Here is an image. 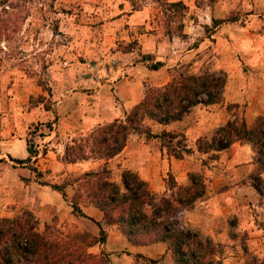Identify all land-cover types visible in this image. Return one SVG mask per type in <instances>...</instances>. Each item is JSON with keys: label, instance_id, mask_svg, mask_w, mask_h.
<instances>
[{"label": "rangeland", "instance_id": "obj_1", "mask_svg": "<svg viewBox=\"0 0 264 264\" xmlns=\"http://www.w3.org/2000/svg\"><path fill=\"white\" fill-rule=\"evenodd\" d=\"M162 1L126 0L127 10L145 8L148 12L147 32L152 33L154 40L158 41L157 45L156 41L154 42L152 53L141 52V45L135 39L126 41L121 38L116 39L113 44H102L105 35L102 27L118 12L117 7L111 5L115 0H35L29 4L28 16L20 29L13 33L12 39L1 43L3 52L0 55V141L10 139V135L15 137L20 135L24 137L29 152L28 158L20 163L21 161L11 159L7 155L4 143L0 142V218L18 217L23 212L30 211L37 219V228L40 230L45 222L41 221L36 210H39L38 198L44 185L61 195L63 192L62 197L67 204L73 199L76 186L73 179L76 175L65 170H54L47 165L49 163L47 151L51 147L48 143L50 137L54 135L55 127L57 96L53 83L64 79L61 73L67 68L75 65L74 68L83 70L80 79L89 80L93 86H98L100 79L112 76L115 80L122 74L123 71L117 69L122 62L121 59L116 57L104 60L111 53L118 56L120 53L132 52L128 55L129 58L127 57L128 62L148 61V64L153 62L151 59L170 57L166 68L168 79L170 75L178 72L196 75L202 71H216L215 60L212 59L216 54L214 34L215 26L222 23L236 26L233 29L234 38L228 37V33L224 36L226 42H233L232 45L229 42L230 47L237 49L246 42L249 50L260 51L255 58L258 60L256 62L248 60L241 53L234 55L236 78L254 81L253 76L256 72L251 67L252 63L260 65L264 58V0H180L186 6V10L180 13L181 16L166 10L161 4ZM39 3L52 4L53 7L46 6V11L37 10L36 6H39ZM179 20L183 25L181 34L176 33L174 29ZM168 29L170 34L166 33ZM143 30V25L138 27V31ZM187 34L193 36V39L188 41ZM117 36L125 34L117 33ZM234 39L238 40L237 43ZM186 48L192 50L178 60ZM224 48H227L225 41ZM245 75L249 77L245 78ZM227 79L225 73L221 105L224 106L228 118L225 116L222 125L214 127L208 137H203L207 141L213 136H218L221 133L219 128L228 121L240 122L242 119L245 127H249L253 122L249 124L245 122L244 104L225 101ZM234 82L238 83L236 80ZM147 86L150 85L143 84L142 91ZM256 95L257 93H254V96ZM14 118L17 119L15 125ZM82 138L83 136L72 138L64 142V145ZM158 141L159 145L163 146V142L160 139ZM185 142L188 144L186 138ZM232 143L246 142L234 140ZM230 145L215 159L211 158L212 153L203 154L199 160L200 170L188 171L196 172L198 175L202 195L182 207L180 215L174 221L177 224L175 227L192 230L201 240H209L213 244L214 264H242L248 260L264 264V174H261L259 179L254 178L252 183L250 175L257 167L253 152L252 170L248 174L234 178L228 173L230 169L220 155L223 154L224 157L229 155ZM7 148L9 150V147ZM55 158L59 159V156L55 155ZM101 161V165L104 164V161ZM105 165L109 169L106 163ZM25 172H28V175H23ZM109 172L113 180L115 173L110 169ZM215 183L220 186L217 191L226 188L228 194L225 195V199L229 200V203L226 208L224 204H219L224 210L219 211L220 215L214 220L205 215L208 213L207 203L198 202L216 190ZM183 185L177 184L168 174L165 178V187L169 191L165 189L161 193L156 191L150 193L154 201L163 196L175 197L178 188ZM53 186L58 187L60 191ZM194 202H197V210L202 215L199 220L194 219V224H189L187 222L189 213L185 210L190 209ZM56 221L53 219L47 223H54L62 231L70 230L83 240L90 234L84 229V226H89L88 221L81 220L79 224L70 225H62ZM111 244V248H114V244L118 243L112 241ZM106 254L112 255V258L116 257L114 264H134L133 261L137 260L122 249ZM107 259L110 264L108 256Z\"/></svg>", "mask_w": 264, "mask_h": 264}, {"label": "trees", "instance_id": "obj_2", "mask_svg": "<svg viewBox=\"0 0 264 264\" xmlns=\"http://www.w3.org/2000/svg\"><path fill=\"white\" fill-rule=\"evenodd\" d=\"M34 1L0 0V55L3 52L1 43L12 39L13 33L20 29L28 16L29 4ZM39 4L37 10L46 11V6H52ZM161 4L177 16L186 10L180 0H163ZM182 26L179 20L174 28L176 33L181 34ZM166 33L171 32L168 29ZM159 65L161 62H155L149 67L155 69ZM224 83L225 75L221 71L170 75L161 86L145 87L141 99L124 112L123 118L99 124L82 140L65 144L61 155L64 162L90 158L104 161L98 170L85 171L74 177L76 186L73 199L69 201L72 212L82 215L79 204L92 205L102 213V222L115 226L129 244L165 243L172 264H214L213 244L207 239L201 240L192 230L175 227L174 222L182 207L202 195L196 172L187 173L188 182L178 188L175 197L163 196L154 201L145 182L134 172L121 170L120 181L115 182L110 178L105 162L122 149L127 135L133 132L143 133L146 138L158 137L166 153L175 158L189 154L191 149L182 133L161 131L152 134L145 121L166 124L181 119L194 105L220 104ZM219 130L221 133L209 141L197 138L195 150L212 153L211 158L215 159L234 140L246 142L250 144L257 164L250 178L252 183L254 178L259 179L264 174V112L257 115L249 127H245L241 119L240 122L228 121ZM96 224L97 236L88 234L83 240L70 230L62 231L52 222H45L38 230V221L30 211L18 217L0 218V264H108L106 253L87 251L88 246L105 240L104 229ZM150 263L154 264V261ZM242 264L258 263L248 260Z\"/></svg>", "mask_w": 264, "mask_h": 264}, {"label": "crops", "instance_id": "obj_3", "mask_svg": "<svg viewBox=\"0 0 264 264\" xmlns=\"http://www.w3.org/2000/svg\"><path fill=\"white\" fill-rule=\"evenodd\" d=\"M111 5H115L118 12L112 20L105 23V26L102 27L105 33L102 38V44H113L116 39L121 38L126 41L135 39L141 45V52L152 53L156 40H154L152 33L147 32V10L145 8L127 10L128 4L126 0H115L114 4L112 3ZM208 13H210L209 9ZM142 25L144 30L138 31V27ZM235 27L234 25H223L222 23L215 26L214 43L216 54L212 56V59L215 60L214 69L223 73L225 72L228 77L226 92L224 94L225 101L244 104L243 117L245 122L249 124L258 114L264 112V58L260 65L252 63L253 66L251 67L256 72L253 76L255 78L254 81H252L253 79H242V82L241 79L236 78L237 74L234 73L236 70L234 55L241 53L248 60L256 62L258 60H255V58L260 51L249 50L246 42L238 46L237 49L232 46L230 47V44L232 45L233 42H226L224 36L228 33V37L234 38L235 32L233 29ZM117 33L125 34V36L119 37ZM186 38L189 41L193 39V36L187 34ZM224 41L227 43V48H224ZM237 41V39H234L235 43ZM157 43L158 41L155 42L156 45ZM191 50L192 48H186L178 60L185 57ZM129 54H132V52L120 53L118 56L111 53L110 56L108 54L110 58L108 56L104 58V60H110L118 57L122 60L117 69L123 72L115 80H113L112 76H108L107 78L100 79L98 86H93L89 83V80H85V82L80 79L84 71L74 68L76 67L74 65V67L67 68L61 73V77L64 79H59L53 83L57 98L55 100L54 135L50 137L51 140L49 139L48 143L52 147L47 151L49 157L48 166L53 167L54 170H65L75 175H79L85 171L98 170L102 163L101 160L62 161L61 155L64 142L72 138L84 136L99 124L112 121L116 118H123L124 112L141 99L143 84L161 86L169 80L166 68L170 57L159 58L160 60L151 59L153 62L148 64V61L128 62L127 57L129 58ZM155 62H161V65L155 69L150 68L149 65ZM111 66L113 67V65ZM53 76L55 77L56 74H53ZM240 77L242 76L240 75ZM248 77L245 75V78ZM235 80L238 81L237 84L234 82ZM254 93H257V95L254 96ZM223 107L221 103L206 106L197 104L179 120L166 124H158L146 120L145 124L149 126L152 134H159L161 131L182 133L186 141H188L187 146L190 147L191 152L183 155L181 158H175L166 153L164 146L159 145L158 137L146 138L143 133H129L122 149L105 162L110 171L115 173L113 180L119 182L121 170L128 169L145 182L150 192L156 191L161 193L165 189L169 191L165 187V178L168 174L172 176L177 184H185L186 173L191 170H200L199 160L205 154L200 153L198 155L199 152L195 150L194 142L199 137H208L209 132L214 127L222 125L225 119L228 118ZM225 116L226 118H224ZM15 123H17V119L14 118V125ZM10 137L8 140L0 141L4 143L7 155L11 159L21 161L20 163L24 162L23 160L28 158L24 137L20 135L17 137L10 135ZM7 147H9V150H7ZM230 149L229 155L224 157L221 154L220 157L226 160L224 163L230 169L228 173H231L234 178L239 176L244 177L252 170V149L246 143H232ZM220 153L221 151L218 154ZM55 155H58L59 159H56ZM22 170L26 169L22 168ZM25 173L23 175H28V172ZM219 187L215 183L214 189L216 190H213L212 193L198 202V204L202 202L207 203L208 213L205 215H208V218H214V220L229 203V200L225 199L228 191H226V188L225 190L217 191ZM40 192L41 195L38 198L40 206L39 210L37 209L36 211L41 221L50 222L55 219L59 224L70 225V223L79 224L81 220H85L89 222V226H84V229L94 236L98 234L96 223L101 225L106 233L105 240L100 245L95 243L88 246L87 249L90 253H98L100 251L109 253L122 249L131 254L132 258H137L136 261H133L134 264H150V261H154V264H172V259L166 250L165 243L155 242L146 245H131L113 225H105L102 222V213L92 205L79 204V209L82 213V215H79L72 212L70 204H67V201L64 200L58 191L44 185L40 189ZM196 203L194 202L190 209L185 210V212L189 213L187 218L189 224H194V219L197 218L199 220L202 215L197 210L198 204ZM219 204H224V208L223 206L220 207ZM54 216L55 218H53ZM112 241L118 243L114 244V248H111ZM107 256L110 264H114L116 257L112 258V255Z\"/></svg>", "mask_w": 264, "mask_h": 264}, {"label": "built area", "instance_id": "obj_4", "mask_svg": "<svg viewBox=\"0 0 264 264\" xmlns=\"http://www.w3.org/2000/svg\"><path fill=\"white\" fill-rule=\"evenodd\" d=\"M50 133L52 132V130L49 131Z\"/></svg>", "mask_w": 264, "mask_h": 264}]
</instances>
